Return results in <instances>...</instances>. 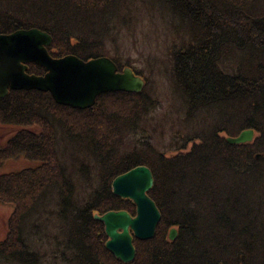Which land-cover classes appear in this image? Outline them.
Returning <instances> with one entry per match:
<instances>
[{
  "label": "trees",
  "instance_id": "1",
  "mask_svg": "<svg viewBox=\"0 0 264 264\" xmlns=\"http://www.w3.org/2000/svg\"><path fill=\"white\" fill-rule=\"evenodd\" d=\"M156 2L178 20L182 40L168 76L194 126L173 132L171 148L154 141L165 124L149 119L160 97L117 49L132 5L151 12ZM31 27L53 36L54 57L106 55L146 84L141 92H103L87 108L38 89L0 97V122L19 127L0 148V168L11 159L34 163L0 173V202L13 206L0 264H264V0H0V33ZM248 128L253 141L227 140ZM138 165L152 169L148 193L162 218L153 238L134 236L136 256L124 262L106 247L95 214H136L112 181Z\"/></svg>",
  "mask_w": 264,
  "mask_h": 264
},
{
  "label": "water",
  "instance_id": "2",
  "mask_svg": "<svg viewBox=\"0 0 264 264\" xmlns=\"http://www.w3.org/2000/svg\"><path fill=\"white\" fill-rule=\"evenodd\" d=\"M53 36L38 27L20 28L11 33H0V97L12 89H38L49 91L56 102L74 108H87L95 104L96 97L108 91L141 92L145 79L130 66L118 70L116 62L102 55L84 60L74 54L54 57L48 50ZM33 62L46 69L42 75L29 73L28 63ZM254 129L242 130L236 136H228L232 144L254 140ZM154 174L147 165H138L116 176L112 181L113 193L131 199L136 214L125 209L109 210L95 214L105 224L108 236L106 247L124 262L136 256L134 236L153 238L162 213L149 195L154 186ZM177 229L171 228L169 238L174 240Z\"/></svg>",
  "mask_w": 264,
  "mask_h": 264
},
{
  "label": "rangeland",
  "instance_id": "3",
  "mask_svg": "<svg viewBox=\"0 0 264 264\" xmlns=\"http://www.w3.org/2000/svg\"><path fill=\"white\" fill-rule=\"evenodd\" d=\"M136 5H132L133 22L128 30L122 28L121 35L117 40L119 46L117 49L122 54L124 53L122 55L124 59L128 58L136 69L145 73L148 78L147 84L154 87V93L158 95V98L160 97L162 104L158 110L155 109L152 112L149 119H153V122L155 119L165 124L164 132H156L158 135H154V141L161 148H171V142H174L175 138L171 136L173 132H176L179 127L183 128L185 133L194 128L193 123L185 122L186 104L174 96L170 81L174 78L171 79L168 76L169 72L173 70L172 50L175 43H180L182 40L179 32L174 31L178 20H172L167 14H163L157 2L151 12H140ZM109 47L112 55L116 56L118 54L115 51L116 46L110 44ZM164 71L167 72L166 75L162 74ZM153 82L156 86L152 85ZM18 130V126L5 125L0 122V148ZM157 139L161 142L159 143ZM136 140L137 137L131 142L135 144ZM32 165L34 163L25 158L11 159L7 160L0 168V173L18 171ZM12 213V205L0 202V240L4 239L7 234L8 222Z\"/></svg>",
  "mask_w": 264,
  "mask_h": 264
}]
</instances>
